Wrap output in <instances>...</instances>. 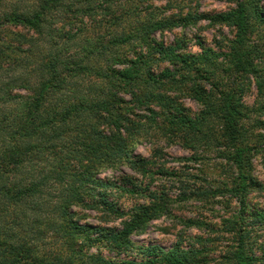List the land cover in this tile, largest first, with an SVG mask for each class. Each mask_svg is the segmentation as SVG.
<instances>
[{"label":"trees","instance_id":"trees-1","mask_svg":"<svg viewBox=\"0 0 264 264\" xmlns=\"http://www.w3.org/2000/svg\"><path fill=\"white\" fill-rule=\"evenodd\" d=\"M159 1L0 0V264H264V209L250 201L264 192L252 168L264 161V0H219L234 7L214 15ZM202 21L230 31L226 52L157 38ZM252 87L263 101L251 108ZM142 143L154 160L135 153ZM172 146L189 154L178 167H166ZM154 176L170 187L143 185ZM118 192L139 201L124 211ZM173 205L192 209L176 219L199 234L137 246Z\"/></svg>","mask_w":264,"mask_h":264},{"label":"rangeland","instance_id":"rangeland-1","mask_svg":"<svg viewBox=\"0 0 264 264\" xmlns=\"http://www.w3.org/2000/svg\"><path fill=\"white\" fill-rule=\"evenodd\" d=\"M164 3L165 0H161L158 2V4H164ZM233 7L234 4H227L219 0H199V10L201 12H205L210 15L226 12ZM22 33L25 32L22 31ZM175 36L184 37L188 42L187 47L189 48V51L195 54L201 52V46L199 45V43L202 46L210 47L215 51H216V44H218L222 48V51L226 52V50L223 49V47L226 46L227 38L231 37V33L227 28L212 27L208 24L207 21H202L199 24H197L195 27H188L183 30L176 29L172 32L165 33L163 36H158L157 38L163 39V41L165 42H172ZM15 92L24 94L22 90H16ZM263 100L257 98L256 91L252 87V89H250L249 92L244 96L243 102L244 105L252 108L256 106L258 102H261ZM183 102L185 103L186 107L189 109V111L192 114L197 113L199 111V107L195 102L191 100H184ZM163 152L164 154L167 155L166 159L169 161L166 167H178V163L176 161H173L171 158L189 157V154L187 152L179 149L176 146L166 147L165 150H163ZM135 153L141 155L142 157L152 158L154 160L153 153L151 151V146L147 143H142L138 145L136 147ZM219 164L220 161L218 160L210 161L208 164L209 165L208 167L210 168L209 170H212L213 168L217 169ZM187 165L190 166V164ZM252 168H253L254 177L259 182L264 184V161L261 155H258L254 158ZM122 171L136 179L137 178L141 179L140 175L130 171L127 168H123ZM217 171L219 172V170ZM121 175H123L122 172L112 173L110 171H105L100 177L113 179ZM144 184L151 185L152 189L162 187V185H166L167 188L170 187L171 185L164 178L159 176H154L151 178L144 179L143 185ZM114 199L117 200L118 204H120L121 207H123L124 211H128L132 206H134L136 201H139L138 198L131 197V195L129 194H121L120 192L114 195ZM250 201L252 202L251 203L252 205L256 206V209H264V192L253 193L250 196ZM171 208H172L171 209L172 217L164 216L157 221L151 222L144 233L137 236H132V241L137 246L143 245L146 247L151 244H157L164 248H169L172 245H174L175 242H179V241L182 242L184 246L187 242H189L188 239L186 238L188 234L191 235L199 234L196 231H186L178 223V220L176 219V217L188 218L193 216L192 214L193 211L190 207H181V206L173 205ZM75 212L81 218L80 222L82 223H89L94 225L102 224L100 219L101 215L95 211H86V210H81L78 207H75ZM119 224H120L119 221H111L106 223V225L109 227L119 226ZM260 234L263 235L261 238V242L263 243L264 230Z\"/></svg>","mask_w":264,"mask_h":264}]
</instances>
